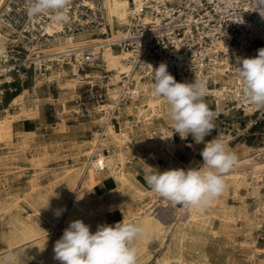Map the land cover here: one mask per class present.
Here are the masks:
<instances>
[{
	"label": "bare ground",
	"instance_id": "1",
	"mask_svg": "<svg viewBox=\"0 0 264 264\" xmlns=\"http://www.w3.org/2000/svg\"><path fill=\"white\" fill-rule=\"evenodd\" d=\"M85 1V3L95 8L96 3L87 0ZM100 1L101 9L105 16L104 24L109 26L108 31L113 36L121 35L124 26L130 23V16L135 10L133 0ZM139 1L140 0H134L136 4H138ZM3 3L4 0H0V8L3 6ZM46 29L47 32L53 37L49 38L47 41L45 46L49 48L45 49L44 53L51 56H57L59 52L63 51L64 48L68 47L69 45H76L77 47L82 48L84 46L98 43L100 39V41L103 39L102 36L99 38L101 33H94L96 30L101 32V29L99 28H93L94 31L89 28L79 33L68 32L65 34L56 35L55 32L61 29V24L55 20L49 23L46 26ZM9 39L10 38L8 37L7 33L3 31L2 26L0 25V49L6 45ZM255 52L258 54L257 50ZM235 54H237L238 58H250L251 51L249 48L243 45L238 49L237 52H235ZM126 58L127 53L124 51L116 52L112 48H105L103 50L102 60L106 68L110 71L126 70L128 68ZM56 65H49L48 71L39 78V81L45 80L48 82L51 80H56L58 90L60 91L59 96L56 99H61L64 102V107L66 108L67 105L65 103V98L69 94L71 95L73 93L76 86L78 84H87L93 80H89V76L84 74L75 76L72 73L73 77L68 78V81L64 82L62 79L69 75V70ZM93 73L94 71L92 70L91 72H87L88 75H92ZM0 75L3 76L2 73H0ZM236 78L241 80L238 73H236ZM141 85L146 90L144 97H142L137 102L124 103L122 105L126 113H132L134 115L133 120L125 118L123 121L112 122L107 126L104 132L96 130L90 137L84 138V143L78 139L79 134L73 132L74 137L71 139L72 143L69 146L67 155L76 159L77 163H75L73 166H67V168H65L62 173H56L53 179L43 180V182L50 181V183L53 184V194L51 195L49 193H39L35 195L34 191L37 189V186L41 184L40 182L38 183L37 178L36 183L30 187L31 191L25 196H22V199L27 201L30 208H32V211L28 213V216L23 214V208L19 202L9 203L4 201L2 204H0V210L3 211V216L0 219V236L7 242L8 247L7 250L0 253V264H9V257L12 256L16 257L15 264H60V261L54 258L55 254L53 248L55 242L63 235L64 229L67 228L69 223L74 220H82L86 225H89L90 231L92 233H95L99 225L107 224L114 226L115 223L122 221L124 216L129 222L141 226L143 228V232L134 241V246L138 250L137 263H140L142 260H144L141 255L143 253V249L145 250L144 247L148 246V244L158 241V244L162 245L165 238L164 232L169 229L170 224L163 222L156 214H154V209L147 211L152 205H149L143 212H139V215H136L135 212H133V209L128 210L125 208V204L127 202L141 198L150 192H153L144 183L145 176L151 174L155 169L152 163L153 161L165 164L164 167H166L167 170H187L189 168L195 167H193V164L187 159L180 158V154L183 153L184 150L177 148L175 146L176 140L169 138L167 133L163 136H159L160 142L161 144L166 145L168 151L177 152V160L174 162L171 156L169 159H164V162L161 161L163 157L156 153L157 148L155 147L158 142L151 139L153 138L151 133L154 132L153 128L156 125L155 119H157L159 122L168 124V126L172 129L171 132L175 134L174 128L172 127V121L169 116L170 106L161 97L153 95V83L144 81L141 83ZM22 89V92L15 96L10 104V108L18 106V110L10 111L8 110L9 108H6L8 112L0 121L1 141L2 138L4 139V137H7L8 139V136L10 137L11 134L16 132V130L12 129L14 123L19 121L32 122L36 118L43 117L42 103L37 101L28 103V90L24 87ZM208 102L209 101H206V103ZM214 103L215 115H213V118H218L216 114L225 110L226 107L228 108V105L225 100L220 97L216 98ZM1 106L2 96L0 91V108ZM64 107L61 115L57 119L58 122L55 124V127L58 129H62V127L66 124V122H64ZM255 108H257L255 105L247 107L246 113L254 111ZM213 122L215 128L212 130L211 134L208 135L210 137L205 138V143L218 136L224 141L227 149H229L230 145L228 142L230 139H232V137L228 136L230 124L219 119H213ZM158 129H163V131H165V128H163L161 124H159ZM18 132L25 134L26 137L38 135V131H36L34 128L23 129L22 131ZM145 134H148L150 138L147 139L144 136ZM126 139H129V141L131 140V142L134 143L133 146L135 148L133 147L132 149L130 146L124 148L123 146L126 144ZM98 142L105 146L102 149L109 150V154L106 156L108 159H103L104 157L101 154L102 152L97 153V158L95 160L93 158L91 159L94 150L90 149L89 145L92 144L93 146ZM205 143L197 144L195 142L194 151H197L198 149L202 150L205 146ZM112 146L114 147L113 149ZM134 149H137L138 153L133 154V157L130 158ZM141 151H143L142 153L144 155L146 153L150 154L152 159H150V161L146 160V158H144L142 161L136 159L134 156L137 154L139 155ZM163 151L165 150H162V152ZM137 160L139 161L137 162ZM252 163L253 166L250 168L251 171L259 173L264 170V158L255 159V157H250L242 161H236L234 166ZM98 171L100 172L98 173ZM245 172L246 171H244V168L229 171L224 175V182H231L234 187L241 188L245 182ZM138 174L140 176H138ZM82 175L84 181L89 183L91 186L98 180L103 179L108 188L107 193H112L116 189L110 188L109 185L111 183L118 182V186L122 188L123 192L118 198H116L117 201L115 202L104 201L103 195H96L99 198L100 203L97 205V207H91L85 199L86 195H79V190H76V185L80 178H82ZM260 175L261 174L259 173L258 176ZM49 198H54L55 204L50 205L48 203ZM209 205L210 204L200 208L184 206L183 212L187 211L189 213L188 218L183 222H178V224L173 228L171 236L168 235L170 236L168 243V253L165 254L166 256L163 260H161V262L159 261L160 264H168L169 259L171 258V261L174 258L177 261L181 260L182 264H191L186 260V258L183 257V251L184 249L191 251L193 250L188 244V242L191 243L190 240L193 237L196 239L204 238L203 236L194 234L193 228L198 226L196 224L197 213V215L202 217L200 218L201 224L206 225L209 222L210 218L212 217L211 213L206 210ZM49 207L50 211L48 212L46 209ZM181 208L182 206L176 207L177 210ZM57 210H61V221L59 222L62 225V230L59 234L46 232V228H44L36 219L33 218V216L42 215L43 217L48 218L47 221L53 223L55 226V218L52 217L56 216L55 212ZM108 213H113L116 216L115 222H110L108 220ZM102 216H106L105 221L102 219ZM4 224L8 225L7 228L3 227ZM217 231H221V229H217ZM228 238L230 239L231 235H229ZM205 243L207 246L212 244L207 240ZM20 247H23L24 250L19 253L13 252V248ZM140 247H143V249ZM204 257H207L206 252L203 253L202 256L198 257L197 261H206L204 260ZM258 264H260L259 261Z\"/></svg>",
	"mask_w": 264,
	"mask_h": 264
},
{
	"label": "built area",
	"instance_id": "2",
	"mask_svg": "<svg viewBox=\"0 0 264 264\" xmlns=\"http://www.w3.org/2000/svg\"><path fill=\"white\" fill-rule=\"evenodd\" d=\"M72 2L68 0L67 20L59 21L61 29L56 32H76L92 26L101 29L103 39L82 48L69 45L51 57L41 53L37 44L51 36L46 26L55 20L53 14L29 17V0H10L11 6L0 15V23L12 33H20L32 47L23 52L17 35L0 49V73L7 77L6 83H13L17 76L27 80L33 76L32 68L43 73L51 61L69 65L74 75H81L99 62L105 48H112L127 53L128 68H103L97 81L87 83L84 93L73 99L70 115L75 119L100 115L106 124L118 120L124 103L137 102L145 95L141 83H153V69L160 63L167 64L177 82L205 81L206 96L221 97L233 111L245 112L253 105L242 95V80L236 78L235 52L245 45L251 49L252 57L257 56L256 50L264 48V16L255 10L256 0H140L138 4L133 0L131 21L119 36L111 35L104 24L101 4L95 8L87 3L76 4L74 8ZM84 75L90 76L86 72ZM62 110L63 106L60 109L53 104L56 118ZM257 111V119L263 120L264 107L252 113ZM168 137L176 139L172 132Z\"/></svg>",
	"mask_w": 264,
	"mask_h": 264
},
{
	"label": "rangeland",
	"instance_id": "3",
	"mask_svg": "<svg viewBox=\"0 0 264 264\" xmlns=\"http://www.w3.org/2000/svg\"><path fill=\"white\" fill-rule=\"evenodd\" d=\"M87 1H92V2L94 1L96 4L98 3L99 5L101 4L100 0H87ZM85 2H86L85 0H73L72 3L74 8H76V4L82 5ZM10 6H11L10 0H4L3 6H1L0 8V10H2L0 11V15L3 13V11L9 9ZM1 26L3 31H5L8 37L10 38L7 41V43L13 42L15 36L19 35L21 39L19 41L20 43L19 42L16 43H19L18 47L23 52L26 51V48L30 49L32 47L31 46L32 44L29 43V41L26 38L22 37L20 33L14 34L8 31V29H6L5 27H3V25ZM89 28H91V30L94 31V29H92V26L86 27V29ZM82 31L81 30L76 31V33ZM94 33L100 34L101 32L96 30L94 31ZM55 34L60 35V34H65V32H60V33L56 32ZM101 36L102 34L99 35V38H101ZM51 37L53 36L48 37V39L46 40H41V42L37 44V48L40 50L41 53L45 54L44 50L49 48L45 45L47 44V41ZM66 48H64V50ZM114 50L116 52L121 51L117 49ZM55 63H56L55 61H51L48 62L47 64L49 65L57 64L56 66H60L62 68L69 70V75L65 76L62 79V81L67 82L68 78L73 77L72 70L69 65H61ZM103 68H106V66L101 57L99 62L94 67L88 68L86 71H84V73L91 72V70L94 71V73L90 75L88 79L93 80L95 82L97 81L99 75H101ZM47 69H44L43 73H45ZM30 72L32 73L33 76H30L27 80L22 81L17 76L16 80L10 84L5 82L6 79L4 74L3 76L0 75V91L3 99L2 107L0 109V118L4 117L7 114L8 110L10 111L18 110V106H14L12 108H9L8 110L6 108L9 107L10 100L15 95L22 92L23 90L22 88L24 86L34 93V94L32 93L33 95H30L28 92V99H29L28 103H33L36 101L44 103L43 109H44L46 124L48 123V126H51V124L55 125L56 121H58L57 120L58 118H56L52 114L53 104H55L56 107L60 109L64 105V102L61 99L54 98L58 96V91H59L57 87V81L53 80L50 83H48L45 80L39 81V78L42 76L41 75L42 73L34 72L33 68L31 69ZM86 85L87 84L85 83L78 84L74 89L73 93L71 95L69 94L65 98L66 99L65 103L67 107L66 108L64 107L65 110L64 122H66V124L62 127L64 132H61L62 129L57 130L58 132L62 133L59 134L62 136L61 138H56L54 137V135H49V133L53 131L49 127L44 129L45 131L44 133L38 132V135L32 137L29 136L26 137L25 134L17 132L18 126H21L24 123V121H22V122H16L14 123V126H12V129L16 130L15 133L11 134L10 137L8 136V139L7 137H4V139L2 138V141L0 140V201H1L0 204H2V202L4 201L9 203L19 202V204L23 208L22 209L23 214L28 216V213L32 211V208H30L29 203L27 201L22 199V196H25L28 192L31 191L30 187L36 183L37 178H38V183L40 182L41 184L38 185L37 189L34 191L35 195L39 193H49L50 195L53 194V188H52L53 184H51L50 181L43 182V180L53 179L56 173L58 174L62 173V171L65 168H67V166L69 165L73 166L75 163H77L76 159L71 158L69 155H67L72 140L68 139V137L65 136L69 134L70 129H72L73 123L87 122L86 124L89 126V128L86 131L79 134L78 137V139L84 143V138L90 137L93 134V132L96 130L100 132H104L107 126L112 122L123 121L125 118L133 120L134 115L132 113H126L123 107H122L121 117L118 120L111 121L108 124L104 123V120L100 117V115H94L93 117L84 118V119H75L72 115H70L71 110L74 108L73 99L76 98L81 92L84 93L86 89L85 88ZM33 86H35V88ZM49 91L54 95V97L47 99L46 95H48ZM111 95L112 93H110L109 98L113 97V95L112 96ZM204 99H205L204 100L205 103L206 101H209L208 103H206L209 109L214 110L215 109L214 97L205 96ZM252 112L246 113V111L245 112L233 111L232 109H230L228 105V108L226 107L225 110L220 112L218 118H213L214 120L219 119L230 124V130L228 132V136L232 137V139H230L228 142L230 147L227 150L236 155L237 157L236 161H242L250 157H255V159L264 158V119L263 120L257 119L259 117L258 111L255 113ZM155 120H156L155 121L156 125L153 128L154 132L151 131L152 132L151 135L153 136V138L151 139L156 140L158 142L155 146L157 148L156 153L158 155L160 154L163 156H167L165 159H169L172 156V160L176 162L177 152L168 151L166 145L161 144L159 137L165 135L166 133L168 134L169 132L172 131V129L171 127L168 126V124L159 122L157 121V119ZM39 121L40 119L36 118L35 120H33V123L37 122L38 125ZM159 124H161V126L165 128V131L163 133L159 132L158 129ZM66 130L69 131L66 132ZM155 131L157 134L155 133ZM174 135L176 137L175 146L179 149L184 150V152L180 154V158L191 159L194 157V155L197 152L196 158L191 163L195 168L202 166L203 158L200 155L201 149L194 151L195 141L193 137L189 135L187 139H181V137L178 134L175 133ZM144 136L147 139L150 138L148 134H145ZM207 137L210 136L207 135L205 138ZM133 144L134 143L131 142V140L129 141V139L128 140L126 139V144L123 147L126 148L130 146V148L133 149L134 147ZM104 147L105 146L102 145L100 142H98L96 145L93 146L92 144H90L89 148L94 150L91 159L93 158L95 160L97 158L96 155L98 152L100 153L102 152L101 153L102 156H104L105 154L108 155L109 150L102 149ZM26 148L28 151L26 150ZM113 148L114 147L112 146V149ZM162 150H165L166 154L163 153ZM142 152L143 151H141L139 155L137 154L134 157L141 161L144 160V158H146V160L149 161L150 159H152V157H150V154L146 153L144 155ZM136 153H138V150L134 149L132 152V156H130V158H132L133 154ZM26 154L30 155L31 158L28 159L26 157ZM139 160H137V162ZM161 161L164 162V158H162ZM152 163L154 165V168L160 172L167 170L166 167H164L165 164L161 162L153 161ZM252 166L253 163L242 164L240 166L233 165V167L229 170V171H234L244 168V171H246L244 185L241 188H236L231 182L225 183L224 189L221 192V194L218 197L214 198L209 203L210 205L206 208V210H208L212 215V217L210 218L209 222L206 225L200 223L201 220L200 218L202 217L197 215L198 213L197 214L195 213L197 216L196 224L198 226L193 228V233L203 236L204 238L196 239L193 237L190 240L191 243L188 242L189 246L192 247L193 252L191 250L184 249L183 257L186 258V260L189 263L191 264H203V263L204 264H224V263L225 264H255V263L258 264L259 261L260 264H263V260H257L256 256H260V257L264 256V170L262 172H259L261 175L258 176L259 173L251 171L250 168ZM99 172L100 171H98V173ZM138 176L140 175L138 174ZM79 183L80 182L78 181L77 184ZM144 183L146 186H148L145 180ZM109 187L116 188L112 192L113 198H115L112 199V201L115 202L117 201L116 198H118L120 194H122L123 190L121 187L118 186V182L111 183ZM79 189H81V191ZM76 190H79L78 193L79 195L81 194L84 195L85 193H87V195L85 194L86 197L89 196V194L95 195V192L92 189L90 190L85 186L82 187L81 185H78ZM48 203L50 205L55 204V199L49 198ZM229 204L236 205L233 213L231 210L232 208L229 206ZM242 204H244L246 211L243 210V212L240 213L239 206L237 205H242ZM149 205L152 206L147 211H150V209H154V214H156L163 222L170 224V227L166 232H164L165 238L162 245H159L158 244L159 242L155 241L153 243L148 244V246L144 247L145 250L143 249V247H140L141 249H143V253L141 257L144 260H142L140 263L137 264H160L161 260H163L164 257L166 256L165 254L168 253V243L173 228L178 224V222L185 221L188 218V214H189L187 211L183 212L184 206H182L181 209L177 210L176 209L177 205H173L170 201L160 197L154 192H150L141 198L127 202L125 204V208H127L128 210L133 209V212H135L136 215H139L138 213L143 212L145 208L148 207ZM46 210L49 212L50 207ZM2 216H3V211L0 210V219L2 218ZM33 218L36 219L44 228H46V232L52 234H59L62 230V225L59 222L61 221V215L59 217L57 216L52 217L55 218L54 219L55 226L53 225V223L47 221L48 218L43 217L42 215L33 216ZM102 219L105 221L106 216H102ZM7 226H8L7 224H4L3 227L7 228ZM217 229H221V231H217ZM230 231H232L233 236L231 235V238L229 239L228 236L230 234L226 232H230ZM206 240L211 242L212 244L207 246L205 243ZM190 244H192L193 246ZM7 248H8L7 242L0 236V252L6 250ZM13 250L16 253H19L23 251L24 248L20 247ZM205 252L207 253V257H204V260L206 261L203 262L197 261L198 257L202 256V254ZM171 259H169L168 264H182L181 260L180 261L178 260L179 261L178 262L174 258L172 261Z\"/></svg>",
	"mask_w": 264,
	"mask_h": 264
},
{
	"label": "clouds",
	"instance_id": "4",
	"mask_svg": "<svg viewBox=\"0 0 264 264\" xmlns=\"http://www.w3.org/2000/svg\"><path fill=\"white\" fill-rule=\"evenodd\" d=\"M68 0H29V17L52 13L57 21H66ZM255 10L264 16V0H256ZM243 23L242 19L241 22ZM257 56L237 58L236 71L242 80V95L253 105L264 107V48ZM153 69V68H152ZM153 95L161 97L170 106L169 116L175 133L181 139L191 135L197 144L215 128L213 113L204 102L206 82L195 79L191 83L177 82L166 63L153 69ZM198 168L155 170L145 176L150 189L173 205L200 208L208 205L224 189V175L235 164L237 157L227 150L218 136L205 143ZM55 215L59 217L61 210ZM143 228L126 220L115 225H99L95 233L82 220L71 221L63 235L55 242L54 258L60 264H137L135 239ZM16 257H9L15 264Z\"/></svg>",
	"mask_w": 264,
	"mask_h": 264
},
{
	"label": "crops",
	"instance_id": "5",
	"mask_svg": "<svg viewBox=\"0 0 264 264\" xmlns=\"http://www.w3.org/2000/svg\"><path fill=\"white\" fill-rule=\"evenodd\" d=\"M47 71H48V69H47ZM46 71V72H47ZM45 72V73H46ZM44 73H42L41 75H43ZM5 79H7L6 77H5ZM53 80H51V81H48V83H50V82H52ZM56 81V80H55ZM2 82V81H1ZM3 83V82H2ZM24 87V86H23ZM34 88H35V86H33ZM33 87H32V89H33ZM49 87V86H48ZM24 88H26L27 90H28V92H29V94L30 95H33L34 93L31 91V90H29L27 87H24ZM33 93V94H32ZM59 91H58V96H59ZM20 94V93H19ZM19 94H17V95H19ZM17 95H15V96H17ZM2 96V95H1ZM14 96V97H15ZM50 96H53L54 97V95L52 94V93H50V91L48 92V95H46V98L47 99H50L51 97ZM57 96V97H58ZM13 97V98H14ZM57 97H54V98H57ZM13 98L10 100V103H9V107H7V108H10V104H11V101L13 100ZM2 102H3V99H2ZM44 103H42V105H43ZM2 107V106H1ZM63 107H64V105H63ZM12 108V107H11ZM1 109V108H0ZM1 118H3V117H1ZM1 118H0V120H1ZM40 119V121H39V123H38V125H37V122H34L33 123V121L32 122H29V121H24V123H23V125H21V126H18V129H17V132L18 131H22L23 129H35L36 131H38L39 133H44L45 131H44V129H46V128H51L53 131H51L50 133H49V135H54V137H56V138H61L62 136L61 135H59V134H62L61 132H64L63 131V129H62V131L61 132H58L57 130H58V128L57 127H55V125H53V124H51V126H48V123L46 124V120H45V115H44V109H43V117L42 118H39ZM19 122H22V121H19ZM42 122V123H41ZM56 122H58V121H56ZM77 122V121H76ZM87 122H79V123H73L72 124V129H70V132H69V134L68 135H65L66 137H68V139H72L73 137H74V133L73 132H76L77 134H81L82 132H84V131H86L88 128H89V126L86 124ZM22 129V130H21ZM69 130H66V132H68ZM232 147V146H231ZM163 153H165L166 154V152L165 151H163ZM192 153V152H191ZM164 154V155H165ZM164 159L167 157V156H163V155H161ZM26 157L28 158V159H30L31 158V156L30 155H28V154H26ZM196 158V154L194 155V157L193 158H191V159H187L188 161H190V162H192L194 159ZM104 175V174H103ZM81 180V181H80ZM79 180V184H77L76 185V189H77V187H78V185H81L82 187H87L88 189H92L94 192H95V195H103V200L104 201H108V202H112V199H113V195H112V193H107V191H108V188H107V185L105 184V182H104V180L103 179H100V180H98L97 182H95V183H93V185L91 186L89 183H87L86 181H84V179H83V177L81 178ZM80 191H81V189H79ZM105 192V193H104ZM86 195H87V193H85ZM95 195H90L89 194V196H85L86 198V200H87V202L89 203V205L91 206V207H97V205L100 203V200H99V198L97 197V196H95ZM229 206L232 208L231 210H232V213L234 212V208H235V206L236 205H234V204H229ZM237 206H239V212L240 213H242L243 212V210H245L246 208H245V206H244V204H242V205H237ZM246 211V210H245ZM107 217H108V220L110 221V222H115L116 220V216L113 214V213H108L107 214ZM233 230V229H232ZM226 233H228V234H230V235H232V231H230V232H226ZM233 236V235H232ZM13 249H16V248H13ZM7 250V249H6ZM5 251V250H4ZM3 252V251H2ZM13 252H15L14 250H13ZM1 253V252H0ZM257 258V260H263V264H264V256H257L256 257ZM256 264V263H255Z\"/></svg>",
	"mask_w": 264,
	"mask_h": 264
}]
</instances>
